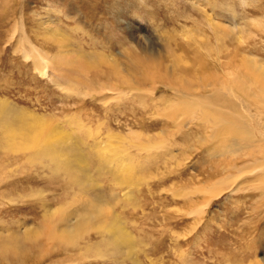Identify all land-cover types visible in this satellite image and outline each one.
Wrapping results in <instances>:
<instances>
[{
	"label": "rangeland",
	"instance_id": "obj_1",
	"mask_svg": "<svg viewBox=\"0 0 264 264\" xmlns=\"http://www.w3.org/2000/svg\"><path fill=\"white\" fill-rule=\"evenodd\" d=\"M229 19L238 39L225 38ZM232 49L228 90L248 99L259 86L244 87L256 82L240 59L264 68V0H0V264H264V194L248 183L210 201L189 195L227 173L206 178L214 144L195 117L173 113L164 80L180 67L197 92ZM25 127L51 140L11 151L7 135ZM72 146L84 164L63 152ZM67 163L83 188L56 171ZM122 234L132 250L113 254L102 240Z\"/></svg>",
	"mask_w": 264,
	"mask_h": 264
},
{
	"label": "bare ground",
	"instance_id": "obj_2",
	"mask_svg": "<svg viewBox=\"0 0 264 264\" xmlns=\"http://www.w3.org/2000/svg\"><path fill=\"white\" fill-rule=\"evenodd\" d=\"M214 8V6L211 7L212 13H214ZM215 17H217V14ZM228 22V26L223 28L226 30L224 32L225 38L238 39L236 30H238L239 27L233 19H229ZM249 52L250 51L248 50H242L240 53L243 55L251 54ZM39 53L38 59H35V65L37 67H42L43 70H41L43 75L47 76V71L52 75V73L56 70L54 63H49L48 61L46 62L45 59L48 56L45 58ZM250 56H243L240 60L247 62V65L250 66V76H252V74L254 76V78L251 77L253 80L250 82L254 81L256 83H251L252 85L246 83L244 87H248L251 90L253 89L252 86H255L256 84L257 87L259 86V89L255 90L256 87L253 89L254 93L252 94V97L249 96L247 91H243V93L248 96V99H237V101H235L231 97L228 90L232 85L233 78L235 77L231 70L232 64L236 58L234 49L231 51H225L222 56L224 62H220L214 66V68L219 72L222 71L223 75H219L216 72L217 74L213 73L209 77L200 79L202 82L201 84H198L196 88L197 92L193 91L190 84L188 85V83L181 78L184 71H179L180 67L177 66V69L173 66L171 71L169 70V74L167 73L165 74L166 76L164 75V80H166V82H170V84L167 83L165 86L169 88L174 95H176V98H178L175 100L173 98L169 99L168 103L176 105V107L178 106L177 110H174L173 113H181L189 117H195L196 121L193 122V126H195L194 132H200L198 133L200 135H203V133H209L208 140L214 144L210 151V158L212 161L216 159L217 162L213 165L212 172L206 178L209 177L213 180L214 176L221 174L218 172L223 171L227 173L225 178L214 182L208 187L195 188L194 191L192 190L189 192V195L200 193L203 197H205V199L210 201L224 192L235 194L241 189H246V185L248 186V183L253 186L254 190L261 193V198L264 194V68L260 65L261 63L258 64L256 61H252ZM114 73L117 72L115 71ZM237 79L240 80V78ZM221 83L222 89H216L215 87L217 85L219 86ZM112 93H121V91L120 89L113 90ZM164 101L165 99H162V102ZM167 101L168 100L166 99L165 102L167 103ZM1 104L0 108L3 107ZM8 110L12 114L14 113V115L15 113H19V111L13 107H9ZM36 123L44 126L42 122L36 121ZM7 125L8 128L13 127L11 124ZM1 126L2 125L0 124V127ZM50 132L51 131L48 128L41 130V128L38 127H25L23 128V132L19 134H16L14 131L9 132L6 137L5 144L8 145V148L11 151L13 150L15 152L17 148L23 149L25 147H39V145L46 144L51 140L48 135ZM31 133L34 134L32 135ZM17 141H20V144H17ZM16 146L17 148H15ZM66 150H68L67 155L71 156L77 162L84 164L82 155L79 153L77 146H72L70 148L67 147V149H63V152ZM56 156L57 153L55 154L52 151H45V153L39 155V158L40 160L45 161L48 159V161L52 162ZM56 164L58 163L56 162ZM56 171H61L67 176H71L69 179L82 188L84 187V184L88 183L87 178L82 176V174L84 175V172L77 166L75 167L74 165L67 163V165H64L62 169L56 168ZM74 176L76 177L73 178ZM127 179V176H125L121 182L123 184L127 183ZM90 180L89 182L92 183ZM208 206V202H206L203 206L201 205L200 208L197 210L195 209L196 212L194 210L195 214H204ZM98 229L100 230V228ZM102 229L105 230V228ZM122 236L124 239L121 242L119 241L120 237L118 238L116 236H109L105 239L103 238L102 241L106 245L112 247L111 250H114L113 254L115 252L117 255H123L125 251L123 245H128L129 251H131L132 249L130 245H132V241L128 235L122 234ZM67 246L73 247V244L69 243Z\"/></svg>",
	"mask_w": 264,
	"mask_h": 264
}]
</instances>
